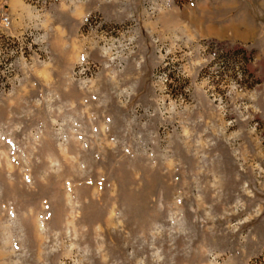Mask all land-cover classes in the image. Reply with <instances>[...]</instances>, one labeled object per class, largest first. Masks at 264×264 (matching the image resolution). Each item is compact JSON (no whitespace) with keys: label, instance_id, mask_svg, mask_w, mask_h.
I'll list each match as a JSON object with an SVG mask.
<instances>
[{"label":"rangeland","instance_id":"rangeland-1","mask_svg":"<svg viewBox=\"0 0 264 264\" xmlns=\"http://www.w3.org/2000/svg\"><path fill=\"white\" fill-rule=\"evenodd\" d=\"M0 264H264V0H0Z\"/></svg>","mask_w":264,"mask_h":264},{"label":"built area","instance_id":"built-area-1","mask_svg":"<svg viewBox=\"0 0 264 264\" xmlns=\"http://www.w3.org/2000/svg\"><path fill=\"white\" fill-rule=\"evenodd\" d=\"M2 20H3L4 22H7L8 18H7V17H3Z\"/></svg>","mask_w":264,"mask_h":264}]
</instances>
